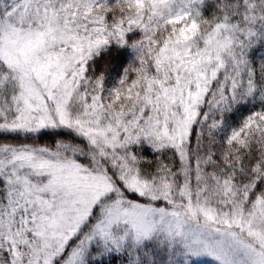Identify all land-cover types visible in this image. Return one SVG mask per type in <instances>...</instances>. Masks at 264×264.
Returning <instances> with one entry per match:
<instances>
[{"label":"snow or ice","instance_id":"1","mask_svg":"<svg viewBox=\"0 0 264 264\" xmlns=\"http://www.w3.org/2000/svg\"><path fill=\"white\" fill-rule=\"evenodd\" d=\"M0 264H264V0H0Z\"/></svg>","mask_w":264,"mask_h":264}]
</instances>
